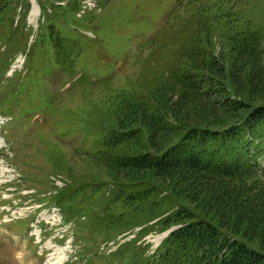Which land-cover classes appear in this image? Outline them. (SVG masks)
Returning a JSON list of instances; mask_svg holds the SVG:
<instances>
[{
	"label": "trees",
	"instance_id": "16d2710c",
	"mask_svg": "<svg viewBox=\"0 0 264 264\" xmlns=\"http://www.w3.org/2000/svg\"><path fill=\"white\" fill-rule=\"evenodd\" d=\"M14 1L0 0V33L11 30ZM246 2L188 0V15L170 16L151 44L164 57L159 75L116 94V127L91 157L109 180L80 178L53 197L66 221L141 226L137 238L177 227L142 264H264V30ZM57 20L47 18L41 39L74 72L80 45ZM135 256L134 242L122 243L111 264Z\"/></svg>",
	"mask_w": 264,
	"mask_h": 264
},
{
	"label": "rangeland",
	"instance_id": "374dc122",
	"mask_svg": "<svg viewBox=\"0 0 264 264\" xmlns=\"http://www.w3.org/2000/svg\"><path fill=\"white\" fill-rule=\"evenodd\" d=\"M30 1L25 25L21 22L24 3L14 2L18 5L14 13L17 27L31 35L21 38L23 44L47 33L41 26L43 14L45 19L53 15L59 19L56 26L61 34L80 43L81 54L74 72H67L56 66L52 50L41 39L49 32L34 44L29 58L21 50V40L19 45L16 41L9 44L5 39L8 30L0 34V98H13L6 106L0 99V264H111L118 243L104 250L100 245L114 240L134 242L136 264H142L143 256L152 255L166 236L158 228L137 238L141 226L124 232L102 229V223L83 214L75 232L80 241L76 237L71 245L69 240H56L62 235L59 229L41 242L37 224L39 219H48L43 210L47 207L32 225L29 236L33 235L34 241L27 235L28 220L17 219L40 207L39 194L52 189L53 175L62 174L69 184L85 178L91 187V178L109 180L105 168L91 157L116 127L113 100L142 79L159 75L164 57L161 53L152 56L151 44L163 41L164 25L173 13L188 15V0H103L92 10L84 7V0ZM245 1L247 13L264 30V0ZM56 4L61 7L54 11ZM11 57L14 67L11 65L7 74ZM15 69L18 73L13 77L10 74ZM7 106L11 107L9 113ZM104 190L108 196L112 186L106 185ZM3 210L11 214L3 215ZM13 219L17 220L14 226L10 223ZM11 230L23 238L12 237ZM35 242L40 243L37 251H33ZM43 249L47 251L44 259L40 257ZM126 261L128 257H121L115 264Z\"/></svg>",
	"mask_w": 264,
	"mask_h": 264
}]
</instances>
